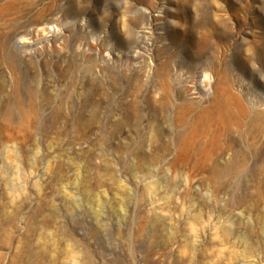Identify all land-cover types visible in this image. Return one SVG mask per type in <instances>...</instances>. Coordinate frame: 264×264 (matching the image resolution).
Wrapping results in <instances>:
<instances>
[{"label":"rangeland","instance_id":"obj_1","mask_svg":"<svg viewBox=\"0 0 264 264\" xmlns=\"http://www.w3.org/2000/svg\"><path fill=\"white\" fill-rule=\"evenodd\" d=\"M0 264H264V0H0Z\"/></svg>","mask_w":264,"mask_h":264},{"label":"bare ground","instance_id":"obj_2","mask_svg":"<svg viewBox=\"0 0 264 264\" xmlns=\"http://www.w3.org/2000/svg\"><path fill=\"white\" fill-rule=\"evenodd\" d=\"M204 113L207 114L203 118L202 127H205L204 131L210 136L207 147L212 146V149L208 151L207 156L210 160H216L215 154H211L216 147L223 149V143H226L228 147L234 142V132L231 128V123L239 116V113H234L232 109L225 104H217L216 108H206ZM229 143V144H228ZM216 171H213L215 174Z\"/></svg>","mask_w":264,"mask_h":264}]
</instances>
